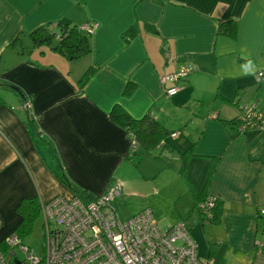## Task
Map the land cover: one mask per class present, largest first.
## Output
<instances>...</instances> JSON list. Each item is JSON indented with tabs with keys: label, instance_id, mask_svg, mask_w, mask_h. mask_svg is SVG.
<instances>
[{
	"label": "crops",
	"instance_id": "obj_1",
	"mask_svg": "<svg viewBox=\"0 0 264 264\" xmlns=\"http://www.w3.org/2000/svg\"><path fill=\"white\" fill-rule=\"evenodd\" d=\"M228 20L236 21L234 38L218 32ZM90 22V50L75 59L55 42L32 45L39 26ZM183 67L192 70L167 95L172 84L160 78ZM261 69L264 0H0V241L19 223L22 199L75 195L66 176L91 197L118 181L119 216L129 199L139 205L123 219L148 208L157 226L166 221L161 229L185 220L212 264H264L256 244L264 233ZM249 105L261 119L239 131ZM114 106L155 118L171 132L166 146L127 159L129 134L111 119ZM160 172L170 173L167 181L145 186ZM191 187L220 200L217 220L199 221ZM166 203L171 212L158 207Z\"/></svg>",
	"mask_w": 264,
	"mask_h": 264
},
{
	"label": "built area",
	"instance_id": "obj_2",
	"mask_svg": "<svg viewBox=\"0 0 264 264\" xmlns=\"http://www.w3.org/2000/svg\"><path fill=\"white\" fill-rule=\"evenodd\" d=\"M97 24L90 22L79 27L87 35ZM191 67L163 75L160 82L172 85L167 95H174L178 83L186 78ZM257 83H264V69L256 75ZM32 100L21 102L22 110H29ZM261 113L254 105L241 107L239 131L259 123ZM177 133L173 132L172 137ZM131 151L137 149L135 137L129 134ZM121 193L118 181L111 183L104 193L91 198L56 196L40 200L43 223V248L39 253L23 243V239L11 232L3 239L0 248V264H212L209 257H202L189 233L185 220L159 228L153 213L146 208L131 217L121 218L113 201ZM213 198L206 199L201 208L202 216L210 218ZM264 216V206L258 210ZM264 248V233L256 243ZM21 260H14L17 253Z\"/></svg>",
	"mask_w": 264,
	"mask_h": 264
},
{
	"label": "trees",
	"instance_id": "obj_3",
	"mask_svg": "<svg viewBox=\"0 0 264 264\" xmlns=\"http://www.w3.org/2000/svg\"><path fill=\"white\" fill-rule=\"evenodd\" d=\"M236 25L235 20L222 22L219 25L218 32L234 38L236 36ZM30 37L33 46L52 45L55 42L53 48L65 54V56L69 59H75L90 50L87 34L80 30L77 26L71 28L61 27L58 28V30H50L47 25L39 26L30 33ZM86 79L87 74L83 76L81 83H84ZM24 98L25 97H23V99ZM110 117L114 122L124 127L128 134H132L135 137L137 149L131 151L129 148V153L126 157L127 159L131 160L135 156L141 157L143 153L150 152V150L156 147L161 148L166 146L165 137H167L171 132L162 127L151 115L147 114L141 119H134L131 118L120 106H114L110 112ZM240 119L241 115L238 116V124ZM211 172L212 168L209 170L208 177H210ZM61 180L75 193L76 196L91 197L87 191L73 183L68 177L63 176ZM203 189L199 192L191 187L193 198L195 199L194 208L199 215L200 222L205 223L215 221L219 218L221 213V202L218 198H216V196L204 195ZM210 197L213 198V206L210 208V218L205 219L202 216L204 210H202L201 205ZM16 212L20 216V221L13 232L23 238L25 234L30 232L34 218L40 214V203L36 197L24 198L16 206ZM0 248H3L2 240L0 241Z\"/></svg>",
	"mask_w": 264,
	"mask_h": 264
},
{
	"label": "rangeland",
	"instance_id": "obj_4",
	"mask_svg": "<svg viewBox=\"0 0 264 264\" xmlns=\"http://www.w3.org/2000/svg\"><path fill=\"white\" fill-rule=\"evenodd\" d=\"M164 172L163 173L160 172L157 175L158 177H157L156 181H153V179H149L145 186H151V184H158L159 185L162 182L167 181V179L170 177V173H164ZM141 182H143V181H141ZM128 201H129L130 205L132 206V208L129 207L130 211L126 212L125 210L122 209L121 206H118V210H119L120 214L122 215L121 217L131 213V210H133L135 207L139 206L137 203H132V201L130 199ZM115 203H116V201H115ZM141 203H142V201L139 202V204H141ZM158 207H160V209H162V211H167V212L172 211V206L168 205L167 203L162 205V206H158ZM43 223H44V218L40 214H38L33 220L32 228H31L30 232L25 234L22 238L23 243L28 245L32 249H34L36 253H39L43 248V243H44V240H43V231H44L43 230ZM165 225H166V221L159 217L158 226L163 227ZM192 228H191V230H192ZM22 258H23V255L18 252L16 257L14 258V260H21Z\"/></svg>",
	"mask_w": 264,
	"mask_h": 264
},
{
	"label": "water",
	"instance_id": "obj_5",
	"mask_svg": "<svg viewBox=\"0 0 264 264\" xmlns=\"http://www.w3.org/2000/svg\"><path fill=\"white\" fill-rule=\"evenodd\" d=\"M12 87H13V89L16 90L18 93H21V90H20L18 87H16V86H12Z\"/></svg>",
	"mask_w": 264,
	"mask_h": 264
}]
</instances>
